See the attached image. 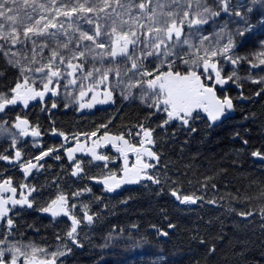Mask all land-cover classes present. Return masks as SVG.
<instances>
[{"label":"snow or ice","instance_id":"obj_1","mask_svg":"<svg viewBox=\"0 0 264 264\" xmlns=\"http://www.w3.org/2000/svg\"><path fill=\"white\" fill-rule=\"evenodd\" d=\"M153 3L154 0H47V3L39 0H0V41L10 45L5 48L4 44H0V52L7 58L6 63L18 71L16 82L6 91H0V113L18 105H23L27 109L32 101L44 103L49 94L51 97L58 96L60 81H68L64 85L65 88L68 84L75 85L77 73L83 74L84 79L99 73L98 83L101 84L108 81L109 74L113 73L119 85L123 82L119 79L123 65L124 75L131 73L137 79L133 81L129 77L126 88L121 89V95L124 99H129L132 95L130 90L139 88L141 103L155 110L150 112L149 116L162 114L163 118L157 124L158 128L167 131L169 126L176 124L180 128L195 132L196 129L192 125L204 118L202 113L206 114L207 119L212 123L219 121L221 117L234 110V105L231 97L218 96L217 90L226 92L225 85L230 81L237 87H242L238 83L241 77L235 67L230 73L225 74L224 63L233 66L247 63L251 69L258 68L264 72V40L259 42V50L248 56H241L235 51L236 38L243 37L256 26L251 22L250 15L259 12L257 23L264 26V0H250V5L241 3L240 0L236 3L232 0H213L211 4L208 0H163V2L155 0V5L150 7ZM166 7L167 11L164 10ZM37 9L41 13L38 18L32 14L37 12ZM134 9L138 10L135 14ZM221 14L238 17L242 26L232 31L225 23L220 26L219 31L213 33L212 39L202 35L203 26L214 21ZM125 16L128 18L125 19ZM61 17L68 22L67 28L65 21L60 20ZM80 20L93 27L84 30L78 23ZM101 20L105 21V26L99 22ZM53 29L55 31H52ZM69 29L72 30L73 35H69ZM61 35L66 36L67 40H60ZM225 37L226 42H222ZM35 38L44 39H39L38 43V39ZM29 42L32 53L30 57L26 53L12 51L16 45L27 47ZM50 42L56 46L50 47ZM44 49L50 51L47 58H43ZM97 49L102 51L98 52ZM38 54L45 62L37 59ZM18 55L27 63H22V59L16 58ZM88 57L101 65H104L106 60L109 63L103 69L96 67L94 63L91 70L85 72L84 62ZM177 60L185 66L183 71L178 70ZM145 62L152 67L148 68ZM32 65L38 66L32 67ZM3 75L4 72L0 70V77ZM69 77L72 79L69 80ZM246 79L260 86L255 92L256 96L264 94V75L248 76ZM88 92H94V87L85 88L81 84L78 99L83 100ZM97 95L98 93L93 95L92 102L80 103L79 107L91 108L94 102L107 103L112 100L113 92L105 91L104 99L99 101L96 100ZM67 106L66 104L65 107ZM56 107L57 103L53 101L51 108ZM7 123V121L0 123V132H7L11 137L12 151L5 149L4 152H0V161L18 166L25 177L31 174L33 169L38 170L43 167L39 162L44 157L59 151L58 148H49L32 159L24 160L22 150L17 147L18 137H39L41 135L39 127L33 126L27 118H22L20 115L16 116L11 125L17 132H10L5 128L4 125ZM100 127L107 128V124ZM138 128L139 131L135 135L142 136L138 141L139 146L130 143L123 134L109 135L108 132H104L102 136L93 140L91 147L86 148L85 144L80 142L79 136L74 135L76 146L64 148L73 168L71 175L78 176L85 171L82 161L76 159L75 154L78 152H86L91 156L92 161L105 162L103 167L107 168V162L112 158L99 152L98 149L111 145L124 158L123 174L118 176L116 172L109 170V174L103 175L102 178L88 177L89 179L102 183L108 192L115 191L125 184H139L145 179L160 184L159 178H154L148 173L149 169L155 168L160 162V154L153 151L157 143V139L153 136L155 129L146 127L143 123L138 125ZM52 132L63 137L66 142L69 139L64 132L55 128ZM84 135L97 137V132ZM128 135L132 133L129 132ZM243 143L248 142L245 140ZM129 153L135 155V163L131 165H129ZM251 155L264 161V152L257 150ZM54 158L59 160L61 157L55 155ZM18 188L27 189V194L21 191L18 196ZM36 190L26 183L14 186L12 178L0 180V222L6 226L4 238L0 239V264H57L60 257L72 251L65 238L72 245L83 246L78 240V228L82 220L87 221L89 225L92 224L93 215L89 214L87 205L84 206L82 218L78 219L75 215H70L68 200L63 194L38 209L49 213L53 218L63 215L71 221L64 237L59 234L56 236L61 243L55 251L49 252L46 248L31 243L22 244L19 241L8 240L15 224L9 214L17 206L32 208L35 201L30 200L29 197ZM84 191L90 192L91 189L85 188L72 195L78 197ZM171 195L181 204H196L197 200L201 199L195 195H185L179 189H173ZM261 195L264 196V192ZM71 207L75 208L76 205L73 204ZM239 215L248 217L253 213L241 212ZM168 227L174 228L175 225L169 224ZM157 235L166 237L168 232L157 229ZM214 251V248L209 249V252Z\"/></svg>","mask_w":264,"mask_h":264},{"label":"trees","instance_id":"obj_2","mask_svg":"<svg viewBox=\"0 0 264 264\" xmlns=\"http://www.w3.org/2000/svg\"><path fill=\"white\" fill-rule=\"evenodd\" d=\"M0 62L3 63L2 56ZM4 87L8 86L0 77V90ZM259 88L245 84L240 90L229 91L236 103L235 115L217 127L192 125L195 132L180 131L176 125L169 126L167 131L158 128L162 120L159 113L149 116L154 109L126 107L118 111L115 106L98 110L103 113L101 118L93 119L78 116L74 109H64L61 105L56 109L43 105L28 110L17 108L18 112L11 116L14 108L8 109L3 117L27 118L33 126L38 125L41 135L52 140L45 150L63 144L60 136H52L55 135L53 128L70 139L74 135L86 137L84 134L104 124L109 126L110 132L124 134L131 129L139 131L138 125L143 123L155 129L153 136L157 143L153 151L160 154L158 167L150 173L160 179V184L142 182L114 194H104L102 183L88 177L102 178L109 170L120 176V162L114 164L112 159L104 168V163H93L88 157L79 156L85 171L72 176V165L63 153L55 154L61 157L59 160L55 155L41 160L43 167L36 170L33 181L26 182L37 189L35 202L32 208L12 212L10 216L15 224L11 236L41 243L47 248L57 247L61 241L56 236L64 237L71 221L67 218L54 222L38 209L63 194L78 219L83 217L87 205L93 223L89 225L82 220L78 228L82 247L72 245L65 238L72 251L57 264H114L102 261L91 252L116 235L152 243L167 257L163 264H264V196L261 195L264 165L254 163L251 155L257 150L264 152V94L255 95ZM245 140L247 144L243 143ZM38 154L32 152L25 160ZM9 168L0 161V174ZM85 188L91 191H84L78 197L72 195ZM173 189L201 199L196 204H181L171 195ZM73 204L75 208L71 207ZM241 212L253 215L243 217L239 215ZM169 224L175 225L172 231ZM157 229L167 231L168 236L157 235ZM0 230L6 231V226H1ZM212 248L215 251L209 252Z\"/></svg>","mask_w":264,"mask_h":264},{"label":"rangeland","instance_id":"obj_3","mask_svg":"<svg viewBox=\"0 0 264 264\" xmlns=\"http://www.w3.org/2000/svg\"><path fill=\"white\" fill-rule=\"evenodd\" d=\"M39 2L47 3V0H39ZM162 2H163V0H162ZM212 2H213V0H208L209 4H211ZM232 2L236 3L237 0H232ZM240 2L250 5V0H240ZM154 5H155V0H154L153 5H150V7L154 6ZM117 10L122 11L121 9H117ZM164 10L167 11L168 8L166 7ZM28 11H31V9H28ZM133 12L135 14L138 12V10L134 9ZM32 14L34 17L38 18V15L41 13H40V10L37 9V12L32 13ZM21 15H23L22 12H21ZM101 15H103V14H101ZM258 15H259V12H255V14L250 15L251 22L256 25L255 28L253 29V31L246 33L243 37H237L236 38L237 46H236L235 51L237 52V54H239L241 56H248L250 54L257 52L259 50V42L261 40H264V26H261L260 24L257 23ZM93 18L95 19V17H93ZM124 18L127 19L128 17L125 16ZM60 20L65 21V18L61 17ZM232 21H236V23H232ZM99 22L102 24V26H105L104 20H101ZM78 23L80 24V26L84 30H90L93 27V26H90L87 23H85L83 20L78 21ZM225 23L228 24L229 30H232V31H234L236 27L242 26L239 23L238 17H235V16L229 17L225 14H221L220 17L215 18L214 21H210L209 24L203 26L204 31L202 32V35H207L210 37V39H212L213 33L219 31L220 26H222ZM67 24H68V22L65 21V27L66 28H67ZM108 24H110V21L108 22ZM102 30H104V28H102ZM52 31H55V30L53 29ZM68 31H69V35H73L71 29H69ZM185 31L187 32V28H185ZM75 35H78V34H75ZM59 38L62 41L67 40V37L63 36V35H61ZM35 39H38V43H39V39H44V38H35ZM102 39H103V37H102ZM222 42H226V37H225L224 41H222ZM84 43H90V42H84ZM205 43L207 44L208 42L206 41ZM0 44H4L5 48L10 47V45L6 44L4 41H0ZM55 46L56 45L54 43L50 42V47H55ZM70 47H72V46L70 45ZM30 48H31V44L29 42L27 47L22 46V45H16L14 48H12V51H15L17 53H26L30 57L32 55ZM97 51L99 52L102 50L97 49ZM37 52L39 53V48L37 49ZM49 54H50L49 49H44L43 58H47L49 56ZM0 56H2V58H3V63L0 62V66L2 65L1 68L4 69L3 70L4 75L1 78L3 79L5 85L10 87L14 84L13 79L14 80H15V78L17 79L18 71H17V69L10 67L6 63L7 58L4 56V54L2 52H0ZM16 58L22 59V56L18 55ZM37 59L41 60V62H45L44 59H42L41 55H39V54L37 55ZM22 63H27V61H24L22 59ZM94 63H95L96 67H101L103 69V67L108 65L109 61L106 60L104 62V65H101L99 62L92 61L91 57H88L87 60L84 62L85 72L88 70H91ZM145 64L148 68L152 67V65L148 64L147 62H145ZM176 65L178 67V70H180V71L184 70L185 66L179 60L176 61ZM36 66H38V65H32V67H36ZM128 66L130 67V63ZM123 67L124 66L121 65V76L119 78L123 82L120 83L119 85L117 84V77H115V75L113 73H110L108 81H105L102 84L98 83V80L100 78L99 73H95L93 75V77H91L89 79H84L83 74L77 73V77H76L77 83L75 85L68 84V87L65 88L64 85L67 84L68 81L67 80H61L60 81L61 87L59 89V95L58 96L51 97L49 94V96H46L44 103L39 102V101H32V102H30V105L27 109H25L23 107V105H18L16 107H10V108H14L13 111L10 113V116L16 114V111L18 112V110H16L17 108H21L23 110H28L35 105H43V106L51 107V103L53 101H55L57 103V106L61 105L64 109H74L78 116L85 115L86 116L85 119H91V118L93 119L94 117L101 118V115L103 113L99 112L98 110L102 106H104V107H108L110 105H111V107L116 106L118 108V111H121L123 108H126V107H135V108H143L146 110H152V109H149L146 106V104L141 103V101L139 99V93H140L139 88H132L130 90L132 95L129 97V99L123 98V96L121 95V89L126 88L128 82H129V77H131V79L133 81L135 79H137V77L132 76L131 73H129L127 76L124 75ZM234 67H235V70L237 71V74L241 77V79L238 83H240L242 86L245 84L256 85V84L251 83L249 79H246V77H248V76L256 77L259 75H264V72H261L260 69H258V68L257 69H251L250 65L247 63H241L238 66H233L229 63H224V65H223L224 73L225 74L230 73ZM68 79L70 80L72 78L69 77ZM81 84H83L85 86V88H87L88 86L94 87V92H88V94L84 97L83 100L78 99ZM256 86H259V85H256ZM8 87H6V88L4 87L0 91H6ZM225 88L227 89L228 92L241 89V87H237L236 84H233L231 81L229 82L228 85H225ZM108 90H111L113 92L111 101H109L107 103L94 102L93 107H91V108H88V107L80 108L79 107L80 103L87 104L89 102H92V97L96 93H98V95L96 96L97 101L104 99V93H105V91H108ZM69 93L71 95H69ZM133 97H135V98H133ZM66 104L68 105L67 107H65ZM6 111H8V109H6L5 112ZM5 112H3V113H5ZM3 113H0V123H2L3 121H7L8 123L5 124L4 127L9 129L10 132H17L16 129L11 127V125L15 121V119H7L6 117H3L7 112L5 114H3ZM1 114H3V115H1ZM159 116L161 119L163 118L162 114H160V113H159ZM114 119L115 118H113L112 121H114ZM29 122H30V124H32L31 120ZM99 125H101V124H99ZM107 127H108V125H107ZM98 129L99 130H96L97 137H92L89 139H88L89 136L79 137L80 142L85 144L86 148L91 147L93 140L102 136V134L104 132H109L108 130H106L107 128L100 127ZM133 131L134 130H132V129L128 130V132H131V133ZM128 132L126 135H124L125 138L128 139L130 143L137 144V146H139L138 141L142 138V136H141V138H139V136L135 135L136 132L132 133V135H128ZM109 135H115V134L109 133ZM52 136L54 138H57L56 135H52ZM60 139L62 140V143H63L62 145L64 147L60 146L58 148L59 151L57 153H63L67 157L66 152L64 151V148L75 147L76 146V140L73 138H70L66 142L63 137H60ZM51 141H52L51 139L45 138L43 135H40L39 137H32V136L18 137L17 147H19L22 150L23 159L25 160V157L28 156L29 154H31L32 152H37L40 154L41 151L45 150V146H47V144ZM10 144H11V137L8 135V133L7 132H0V152H4L5 149H9V151L11 152L12 150L10 149ZM148 147H152V146H148ZM98 151L99 152L102 151L103 154H106L110 158H112L114 164H117L118 162H120L121 163V174L120 175L123 174L122 168H123V159L124 158L118 152H116L115 148L111 147V145H106V146H102L101 148H99ZM57 153L50 154L49 156L44 157L43 159H46V158L53 156ZM5 154H7V153H5ZM75 156H76V159H78L79 156L88 157L92 161L91 156L88 155L86 152H84V153L78 152L75 154ZM128 159H129V165L135 163V155L134 154L129 153ZM145 159H147V158H145ZM78 160H80V159H78ZM2 162L10 168L6 172H3L0 174V180L6 179V178H12L14 186H16L15 185L16 182L17 183L20 182L19 184H21V183H26L28 181H30V182L33 181L34 174L38 173L36 171V169H33L31 174H29L27 177H25L24 173L21 171V169L18 166L8 164L5 161H2ZM92 162L93 163H105L103 161H92ZM149 162L155 163V161H149ZM152 169H149L148 173H150V171ZM14 179H16V180H14ZM19 184H17V186ZM27 184L30 187H34V185L32 183L31 184L27 183ZM99 186H101V184ZM34 188H36V187H34ZM101 188L103 189L104 194L108 193V191L105 190V187L103 184H102ZM121 190L122 189L117 190L116 193L121 192ZM21 191H23L25 194H27V189H19L18 188V196H19V192H21ZM36 192H37V190L31 194V196L29 197L30 200L33 199ZM19 209H20V207L17 206V208L14 209L13 212L15 210H19ZM25 209H29V208L24 207V210ZM69 213H70V215H73L70 208H69ZM11 214L12 213H10L9 215H11ZM41 214L44 215L45 217H49L54 222H59L62 219L68 218L67 216H63V215H61L60 217H57V218H53L49 213H44V212H41ZM3 225L4 224L2 222H0V228ZM0 233H1L0 239H3L5 231L0 230ZM8 240L19 241L22 244L31 243V244H34L36 246L46 248L49 252L55 251L57 248V247L47 248L46 246H43L41 243L37 244L36 242L23 241V240L15 238L14 236H11V235L8 236ZM91 253L98 255L102 259V261L113 262L114 264H163L165 262V260H167V257L165 256V254L160 249L156 248V246L142 242V241H138V240H135V239L123 236V235H116V236L109 237L103 245H99V246H96L95 248H93V251ZM61 258L62 257H60L59 260Z\"/></svg>","mask_w":264,"mask_h":264},{"label":"flooded vegetation","instance_id":"obj_4","mask_svg":"<svg viewBox=\"0 0 264 264\" xmlns=\"http://www.w3.org/2000/svg\"><path fill=\"white\" fill-rule=\"evenodd\" d=\"M217 95H218V96H221V97H222L223 95H227V96H229V97H231V98L233 99V105H234V109H235L234 115H235V113H236V103H235L234 98L232 97V95H230L228 91L225 92V91H222V90H220V89L217 90ZM111 108H112L111 105L108 106V107H104V106H102V107L99 108V110H100V109H102V110H107V109H111ZM123 109H124V108H123ZM123 109H122V110H123ZM122 110H121V111H122ZM234 115H233V116H234ZM202 116H203L204 118H202V119H200V120H197V121L193 124V126H194V125L198 126V125H200V124H203V125H211L212 127H217V126L223 124V122L226 121V120H225V121H221V122L218 123L216 126H214V125H212V124L210 123V121L207 119L206 114H203V113H202ZM233 116H232V117H233ZM230 118H231V117H230ZM227 120H228V119H227ZM174 125H176V124H174ZM176 127H178V129H179L180 131L186 129V128H180L178 125H176ZM97 130H99V129H97ZM106 130L109 131V126L107 127ZM187 130H188V129H187ZM127 132H128V131H127ZM135 132H137V131L134 130L132 133H135ZM108 133H112V134L118 135V133H114V132H110V131H109ZM128 133H129V132H128ZM122 134H123V133H122ZM126 134H127V133H124L123 135H126ZM176 134H177V133H176ZM179 134H180V133H178V135H179ZM119 135H121V134L119 133ZM184 135H185V134H184ZM89 138H92V137H88V139H89ZM158 165H159V164H158ZM158 165H157L156 167H158ZM156 167H155V168H156ZM155 168H153V169H155ZM153 169H152V170H153ZM152 170L150 171V173L152 172ZM150 173H149V174H150ZM147 181H149V180H146V179H145V180L141 181V183H142V182H147ZM141 183H140V184H141ZM116 192H117V191H115V192H108V194H114V193H116Z\"/></svg>","mask_w":264,"mask_h":264},{"label":"water","instance_id":"obj_5","mask_svg":"<svg viewBox=\"0 0 264 264\" xmlns=\"http://www.w3.org/2000/svg\"><path fill=\"white\" fill-rule=\"evenodd\" d=\"M234 112H235V109L228 112L225 116L221 117V119L215 123H212L210 121V123L214 126H216L218 123H220L221 121H225L227 119H229L230 117H232L234 115ZM253 161L254 163L256 164H261V165H264V161H261L260 159L256 158V157H253ZM143 181V180H142ZM141 183V182H140ZM139 183V184H140ZM139 184H125V185H122L119 189H127V188H132V187H136L138 186ZM119 189H116L115 191L119 190ZM115 191H112V192H115ZM173 228H170V231H172Z\"/></svg>","mask_w":264,"mask_h":264},{"label":"bare ground","instance_id":"obj_6","mask_svg":"<svg viewBox=\"0 0 264 264\" xmlns=\"http://www.w3.org/2000/svg\"><path fill=\"white\" fill-rule=\"evenodd\" d=\"M145 213H146V212H145ZM147 218H148V217H147ZM136 222H139V221H136ZM154 224H155V223H154ZM151 228H152V227H151ZM155 228H157V227H155ZM152 230H153V229H152ZM155 231H156V230H155ZM151 235H152V234H151ZM153 242H154V241H153ZM155 242H156V241H155ZM155 242H154V243H155ZM151 244H152V243H151ZM133 259H134V258H133Z\"/></svg>","mask_w":264,"mask_h":264}]
</instances>
